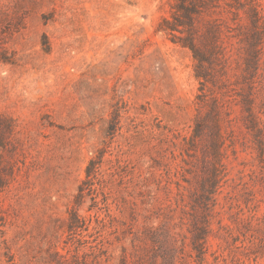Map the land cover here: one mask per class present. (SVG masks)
Segmentation results:
<instances>
[{"label": "rangeland", "instance_id": "obj_1", "mask_svg": "<svg viewBox=\"0 0 264 264\" xmlns=\"http://www.w3.org/2000/svg\"><path fill=\"white\" fill-rule=\"evenodd\" d=\"M0 264H264V0H0Z\"/></svg>", "mask_w": 264, "mask_h": 264}, {"label": "trees", "instance_id": "obj_2", "mask_svg": "<svg viewBox=\"0 0 264 264\" xmlns=\"http://www.w3.org/2000/svg\"><path fill=\"white\" fill-rule=\"evenodd\" d=\"M183 9H184L183 12H184V17L186 19V21H185L186 23H183L181 21H179L178 23H175V22L171 23L167 20H163V24L166 26V27H164L163 30L170 31V34L174 36L173 32L178 30V26L184 25V24H187L188 26L191 25V23H192L191 13L193 11H191V9L185 8V7ZM178 42H180L182 44V46L188 47L192 51L193 57L197 58V50H196L195 45L193 43L192 36L189 32L185 37L178 38ZM91 165H92V163H90L86 168V176H89L91 174Z\"/></svg>", "mask_w": 264, "mask_h": 264}]
</instances>
